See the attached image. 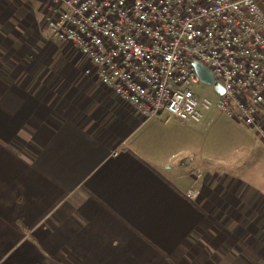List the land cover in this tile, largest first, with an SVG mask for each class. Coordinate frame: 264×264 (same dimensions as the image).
<instances>
[{"label": "crops", "instance_id": "crops-1", "mask_svg": "<svg viewBox=\"0 0 264 264\" xmlns=\"http://www.w3.org/2000/svg\"><path fill=\"white\" fill-rule=\"evenodd\" d=\"M51 7L0 0V264H264V103L239 163L200 161L194 125L85 74Z\"/></svg>", "mask_w": 264, "mask_h": 264}, {"label": "built area", "instance_id": "built-area-1", "mask_svg": "<svg viewBox=\"0 0 264 264\" xmlns=\"http://www.w3.org/2000/svg\"><path fill=\"white\" fill-rule=\"evenodd\" d=\"M51 37L140 114L199 123L211 109L259 128L264 103V0H51ZM222 87L199 94L192 61Z\"/></svg>", "mask_w": 264, "mask_h": 264}, {"label": "rangeland", "instance_id": "rangeland-1", "mask_svg": "<svg viewBox=\"0 0 264 264\" xmlns=\"http://www.w3.org/2000/svg\"><path fill=\"white\" fill-rule=\"evenodd\" d=\"M95 85L93 87L94 90L96 89ZM197 88L201 95H207L212 99L216 96V92L212 85L202 82ZM79 91L80 89L75 92V95L72 96L70 101L74 99L81 102L82 93H79ZM99 92L100 91L93 93L92 91L87 90L83 96L86 95L90 100H93ZM71 103L74 106L73 102ZM70 112L72 111H66V113ZM104 120L105 118L102 119V121ZM182 123L194 125V149H197L198 154L196 155L200 161H206L208 164L210 163L212 165L227 166L229 163L233 164L238 162L241 157L243 158L246 155L245 152H240L239 148L242 143H246V135L248 134L245 132V129L249 128L244 124L235 121L224 112L211 109L205 114L204 118L199 123ZM117 124L118 121L113 125H103L105 129L100 132V135L106 137L108 134L112 133V127ZM256 164V161L253 163L249 162V165Z\"/></svg>", "mask_w": 264, "mask_h": 264}, {"label": "water", "instance_id": "water-1", "mask_svg": "<svg viewBox=\"0 0 264 264\" xmlns=\"http://www.w3.org/2000/svg\"><path fill=\"white\" fill-rule=\"evenodd\" d=\"M192 65L194 67V70L196 71L197 76L203 83L212 85L216 93L222 92L220 83L215 80V77L213 76L211 71L204 64L200 63L197 60H194L192 61Z\"/></svg>", "mask_w": 264, "mask_h": 264}]
</instances>
